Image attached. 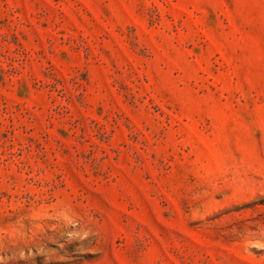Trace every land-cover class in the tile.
<instances>
[{
    "label": "rangeland",
    "instance_id": "rangeland-1",
    "mask_svg": "<svg viewBox=\"0 0 264 264\" xmlns=\"http://www.w3.org/2000/svg\"><path fill=\"white\" fill-rule=\"evenodd\" d=\"M0 264H264V0H0Z\"/></svg>",
    "mask_w": 264,
    "mask_h": 264
}]
</instances>
